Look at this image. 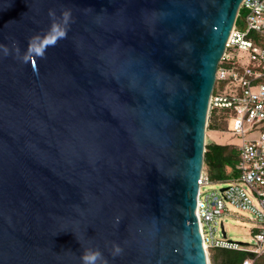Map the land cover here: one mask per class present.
<instances>
[{"label": "water", "instance_id": "95a60500", "mask_svg": "<svg viewBox=\"0 0 264 264\" xmlns=\"http://www.w3.org/2000/svg\"><path fill=\"white\" fill-rule=\"evenodd\" d=\"M242 1L0 0V264H208L199 179Z\"/></svg>", "mask_w": 264, "mask_h": 264}, {"label": "built area", "instance_id": "2783aa9c", "mask_svg": "<svg viewBox=\"0 0 264 264\" xmlns=\"http://www.w3.org/2000/svg\"><path fill=\"white\" fill-rule=\"evenodd\" d=\"M241 12L247 29L242 32L235 26L221 60L236 66L223 67L220 62L216 84L225 83L228 88L221 95L213 93L210 104L211 109L232 108L235 111L231 118L232 132L243 138L237 147L240 157L237 173L235 178L225 181L226 188L210 193L204 192L211 183L205 165L199 179L196 215L208 264H213L211 249L246 251L257 257L264 255V48L246 38L250 32L264 37V0H243L238 18ZM228 49L238 53H227ZM231 209L253 216L257 231L251 245L233 242L226 236L223 221L224 217L234 214ZM254 263V258H248L240 264Z\"/></svg>", "mask_w": 264, "mask_h": 264}, {"label": "trees", "instance_id": "16d2710c", "mask_svg": "<svg viewBox=\"0 0 264 264\" xmlns=\"http://www.w3.org/2000/svg\"><path fill=\"white\" fill-rule=\"evenodd\" d=\"M243 12L241 16L243 18ZM246 38L254 42L256 46L264 48V37L258 33L250 32ZM227 53H238L235 49H228ZM232 62H221L223 67L234 66ZM236 66V65H235ZM241 70V68H239ZM228 86L225 83H218L215 86L214 95H221L223 90ZM235 115V111L232 108H213L211 109L208 129L212 131H226L228 123ZM239 151L237 146L233 145H220V144H208L206 145V153L204 159V165L211 173L212 178L221 181H227L230 177L236 176V165L239 162ZM210 178V174H208ZM211 179V178H210ZM216 250V251H215ZM211 261L213 264H240L242 261L248 258H254V264H264V261L259 262L254 253L246 251H231L213 249ZM264 256V255H263ZM211 257V256H210Z\"/></svg>", "mask_w": 264, "mask_h": 264}, {"label": "rangeland", "instance_id": "374dc122", "mask_svg": "<svg viewBox=\"0 0 264 264\" xmlns=\"http://www.w3.org/2000/svg\"><path fill=\"white\" fill-rule=\"evenodd\" d=\"M236 28L242 32H245L247 27L242 17H239L236 22ZM261 47V46H259ZM245 54H243L244 56ZM245 61H248V57L245 56ZM233 129V119H230L226 131H212L207 128L206 131V145L208 144H222V145H233L240 146L242 144L243 138L241 135H235L232 132ZM248 138L251 135L247 136ZM207 173L210 174L211 183L206 186L205 191L210 193L212 191H220L223 188H226L227 182L221 181L218 179L212 178L209 169H207ZM235 176L230 177L229 179H233ZM233 211V209H231ZM234 214L230 216L224 217V228L226 232V236L229 240L233 242H239L246 246L251 245L252 239L254 238V232L257 231L256 222L251 219L253 216L249 213L243 211H233ZM221 250V249H220ZM216 251V250H215ZM212 249L210 250V256L212 258ZM258 261H264V256L258 258Z\"/></svg>", "mask_w": 264, "mask_h": 264}, {"label": "clouds", "instance_id": "9594fccd", "mask_svg": "<svg viewBox=\"0 0 264 264\" xmlns=\"http://www.w3.org/2000/svg\"><path fill=\"white\" fill-rule=\"evenodd\" d=\"M62 20L58 21L56 14L53 10H50L49 16L53 20L52 30H59L60 36H66V27L70 23L71 12L70 10H65L62 12ZM7 52V49H5ZM117 223H119V217H117ZM123 249L119 245H113L111 255L115 258L122 254ZM82 264H106V260L103 253L99 249L88 248L84 251L81 257Z\"/></svg>", "mask_w": 264, "mask_h": 264}]
</instances>
